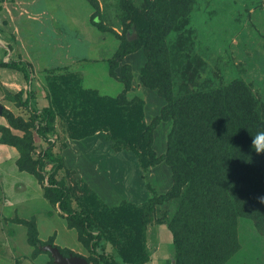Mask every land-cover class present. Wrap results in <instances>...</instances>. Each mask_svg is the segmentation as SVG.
<instances>
[{"label":"rangeland","instance_id":"374dc122","mask_svg":"<svg viewBox=\"0 0 264 264\" xmlns=\"http://www.w3.org/2000/svg\"><path fill=\"white\" fill-rule=\"evenodd\" d=\"M49 1L54 9L51 10L52 17L21 28L14 24L18 28L14 31L13 27L9 29L16 35L10 34L9 38H14L15 47L19 48L18 53L11 54L29 63L33 80L30 88L27 83L21 87L25 93H21L20 99L29 92L27 105L20 104L15 94L11 95L12 100L9 99L11 103L0 99V105L13 116L30 123L32 147L29 155L34 157L46 145L34 133L39 125V116L34 117L33 112H41L50 101L48 85L51 79L58 80L55 74L75 71L81 74L84 85L97 86L101 92L115 95L122 88V83L108 75L105 58L119 43L125 46L124 40L128 35H135L129 41L136 38L134 18L144 21L146 15L156 16L161 30L151 43V49L160 69L159 84L165 95H158L156 88H148L140 82L138 70L145 59L140 45L124 54L115 68L118 74L120 65L125 66L121 73L123 77L130 76L125 98L119 97L115 102L123 104L129 100L137 109L140 106L141 120L148 123L159 112L160 106L170 100L167 117L156 122L150 130V147L154 156L163 154L164 157L141 170L130 154L111 149L109 141L103 138L104 132L79 140L66 139L60 133L56 148L59 141L66 142L60 150L64 159L62 168L66 173L61 175L60 169L55 171V175L78 191L83 190L85 181L109 205L119 197L126 198V195L137 204L151 194L163 196L154 204L153 217L162 220L161 228L169 236L171 226L184 238L185 251L180 264H196L197 251L203 250L202 246L207 249L209 255L206 260L210 264H264V233L256 229L248 218H236L231 228L227 225V216L218 204L223 195L217 193L215 178L210 176L205 177L206 181L197 180L193 188L185 182L179 184L176 195H173L170 191L177 185L169 163L170 158H178L171 155L175 144L180 147L199 143L198 134L202 128L193 124L195 119H201L195 116L200 107L204 109L210 103L214 95L212 91L222 89L233 78L240 77L252 91H262L264 102V0H97L98 19L104 26L103 30L89 21L93 8L87 0ZM2 58L7 60V54ZM56 66L60 69L49 72L48 69ZM100 100L107 105L113 102L109 97ZM64 109L68 111L69 106ZM204 112L207 117L205 109ZM5 121V129L24 140V130L9 125L6 118ZM63 124L64 118L54 116L53 126L57 132L63 130ZM232 126L224 121L216 128L213 123L209 124V130L201 141L217 145L227 142L231 139L228 138L229 131L222 130L223 127L233 130ZM5 129L0 131V135L6 134ZM175 131L183 133L175 139L177 141H170V132ZM181 150L188 151V148ZM0 152V158L5 153L9 154V151ZM13 156L14 153L3 163L1 168L4 171L0 174V264H45L47 255L42 249L31 255L32 246L24 242L25 225L16 220L31 216L38 238L42 240L52 236L55 245L83 256L86 264H93L94 252L110 250V242L103 240L101 245L105 250L97 245L92 255L91 248L77 240L75 229L66 226L65 218L56 206L43 197L37 178L19 170ZM127 160L129 164H126ZM107 164L120 170L116 178L110 179L108 172L104 171ZM145 181L150 188L144 187ZM179 209L184 210L182 215ZM91 231L96 232L94 229ZM166 233L157 234L155 240H161L164 248ZM190 253L192 257H189ZM157 264L167 263L159 258Z\"/></svg>","mask_w":264,"mask_h":264},{"label":"trees","instance_id":"16d2710c","mask_svg":"<svg viewBox=\"0 0 264 264\" xmlns=\"http://www.w3.org/2000/svg\"><path fill=\"white\" fill-rule=\"evenodd\" d=\"M87 1L93 8L89 15V21L99 30H103L104 26L98 19L97 0ZM138 19L134 18L132 21L137 33L136 38L131 41L125 39V46L119 43L109 57L105 58L108 75L122 83V88L115 92V95L101 92L97 86L84 85L81 74L75 71L58 72L55 74L58 80L51 79L49 81L50 101L42 107L41 112H33L34 117L39 116V125L34 133L37 137H41L46 144L44 148L39 149L34 157L29 155L32 147V135L28 129L30 123L13 116L4 107L0 111L9 125L23 129L26 134L24 140L21 141L17 135L11 134L4 126H0V131L6 130V134L0 135V141L16 149V167L37 178L43 197L50 204L56 206L64 216L66 226L75 229L77 240L90 247L92 255L94 247L100 246L103 240L110 242L111 246L108 252H94L96 258L93 259V264L145 263L150 259V251L146 247V226L147 224L163 225L162 220L153 217L154 204L160 201L163 196L151 194L143 201H139V204L119 197L114 204L109 205L85 181H83V190L78 191L55 175L62 169L61 175L64 176L66 171L62 168L64 159L60 151L66 142L59 141L58 149L56 148V141L61 137L60 133L64 134L66 139L79 140L92 137L91 135L97 132H104L103 138L109 141L111 149L115 152L130 154L141 170L145 169L149 163H154L164 157L163 154L154 156V151L150 147V130L156 122L167 117L170 100L167 99V102L160 106L159 112L153 115L148 123H143L141 120L143 113L140 106L137 109L129 100H125L126 102L123 104L115 102L119 97L125 98L124 92L129 88L130 79V76L129 78L126 75L123 77L121 73V69L125 66L120 65L121 69L118 74H116L115 68L124 54L136 50L140 45L143 46L142 51L145 59L138 70L139 80L148 88H156L158 95H165L159 84L160 69L157 67L151 49V43L155 40L157 32L161 30L160 20L152 15L144 16V21ZM1 37L6 36L2 35ZM7 47L10 49V44ZM5 52L4 49L3 53ZM0 66L19 70L30 88L33 78L30 75V65L26 60L13 56H8L7 60H3L0 56ZM58 69L60 67L56 66L48 70L50 72ZM227 85L222 89L212 91L213 98L204 107L208 118L201 107L195 116L201 118L200 120L195 119L193 124V126L197 125L202 128L199 130L201 134H198L199 143L192 142L191 145L185 144L180 147L175 144L171 148V155H177L178 158L167 159L177 185L170 192L176 195L179 184L185 182L189 186L192 185L193 188L197 180L206 181L205 177L212 176L217 183V193L223 195L222 201L219 200L218 204H221L222 211L227 216V225L231 228L236 218H248L251 219L256 229L264 233V204L260 203L258 199L264 197V154H256L250 146L251 136L259 131H264L262 91H252L240 77L233 78ZM23 91L25 93V89H19L15 92V96L19 99L20 104L27 105L30 95L27 91L25 98L20 99ZM106 97L112 98L113 102L110 105L104 101L101 102L100 99ZM66 105L69 106L68 111L64 109ZM56 115L64 118L63 130L59 132L53 126V119ZM214 118H219V120L215 121ZM223 121L234 125L232 126L233 130L230 129L231 127H223L222 130L223 132L229 131L228 138L231 139L222 142V144L219 142V145L210 141H201L207 133L206 130H209V124L213 123L216 128ZM186 124L192 126L187 121ZM181 133L183 132H170V135L173 136H170V141H177L175 139L180 137ZM195 147L199 150L196 151ZM183 148H188V151H182ZM128 161L126 164H129ZM61 175L60 177H63ZM144 187L150 188L146 181ZM179 212L182 215L184 210L179 209ZM33 219V216L29 219H16L25 225L26 242L32 246L31 255L41 251L39 245L45 243L55 245L52 242V236L42 240L37 237ZM166 228L168 229V227ZM92 229L96 232L93 233ZM168 231L170 232L168 246L171 248V256L165 257L163 260L167 264H170V259L172 260L171 264H180L181 255L185 251L184 238L177 230L173 231L171 226ZM91 238H93L92 241ZM101 246L105 250V247ZM201 248L203 250L197 251L199 256L196 264H210L206 260L209 255L206 247L202 246ZM58 249L63 255L72 252L66 247H58ZM42 250L47 255L45 264H55L49 251ZM212 251L215 253L214 249ZM154 255L159 256L158 253H154ZM189 257H192L191 253Z\"/></svg>","mask_w":264,"mask_h":264},{"label":"crops","instance_id":"0c3cea01","mask_svg":"<svg viewBox=\"0 0 264 264\" xmlns=\"http://www.w3.org/2000/svg\"><path fill=\"white\" fill-rule=\"evenodd\" d=\"M49 4H50L49 0H6L3 3H0V52H1L0 56L1 57L3 54H7V57L8 56L14 57V54L12 55L11 53H18L19 51V48L15 47L17 45L16 42H13L14 38L13 39L9 38V36L15 35L13 33L14 28H18L17 26H19L20 28L25 27L27 24H28L27 26H29L30 24H35L36 21H40V23H42L43 20L53 16V11L51 10L54 9H52L50 7L51 4L50 5ZM14 24H16L17 26ZM12 27H13V31L9 30ZM2 35L3 37L4 36L6 37L3 39L1 37ZM5 39H7V41H5ZM8 44H10L11 46L10 49H8L7 47ZM4 49L6 50L5 53H3ZM25 85H26V81L19 70L12 67L0 66V99H6V101H10L11 103L12 100L11 95H14L15 92H17L19 89H21L22 86ZM5 124H6L5 117L0 113V126H4ZM0 150L3 152L9 151V154L5 153L2 156V158H0V174H1L4 171V169L1 168L3 163L7 162L12 157L13 153H14L13 159L15 162L17 153L15 152L16 150H14V148L11 145H8L1 141H0ZM107 166H111V164L105 165L104 171L106 170V172H108L107 174L110 177V179L116 178V176L118 175L117 172L120 170L116 169V167L113 166H111L110 168H108ZM121 194L124 195V193ZM126 199H128L127 195H126ZM164 232L166 233V231H164L161 228V224H155V225L147 224L146 247L148 251H150V259L143 264H157L159 258L164 259L165 257L171 256V248L170 246H168L169 239L167 233H166L167 240L165 241L166 243L165 248L161 247V240L155 241L156 235L158 234L159 236H161V234H163ZM24 242L25 244H27L26 236H24ZM154 253H158L159 256L158 257L155 256ZM171 263L172 260L170 259V264Z\"/></svg>","mask_w":264,"mask_h":264},{"label":"water","instance_id":"95a60500","mask_svg":"<svg viewBox=\"0 0 264 264\" xmlns=\"http://www.w3.org/2000/svg\"><path fill=\"white\" fill-rule=\"evenodd\" d=\"M134 36V34H130L127 36V39L134 38ZM41 249L49 251L55 264H86V259L83 256L71 253L63 255L56 245L45 243L41 246Z\"/></svg>","mask_w":264,"mask_h":264},{"label":"clouds","instance_id":"9594fccd","mask_svg":"<svg viewBox=\"0 0 264 264\" xmlns=\"http://www.w3.org/2000/svg\"><path fill=\"white\" fill-rule=\"evenodd\" d=\"M250 146L256 154H264V131H259L251 136ZM258 199L260 203L264 204V197H259Z\"/></svg>","mask_w":264,"mask_h":264},{"label":"built area","instance_id":"2783aa9c","mask_svg":"<svg viewBox=\"0 0 264 264\" xmlns=\"http://www.w3.org/2000/svg\"><path fill=\"white\" fill-rule=\"evenodd\" d=\"M4 1H6V0H1L0 3H3Z\"/></svg>","mask_w":264,"mask_h":264}]
</instances>
